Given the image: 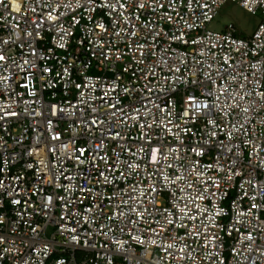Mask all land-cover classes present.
I'll return each instance as SVG.
<instances>
[{
  "label": "built area",
  "instance_id": "built-area-1",
  "mask_svg": "<svg viewBox=\"0 0 264 264\" xmlns=\"http://www.w3.org/2000/svg\"><path fill=\"white\" fill-rule=\"evenodd\" d=\"M0 57V264H264V0H0Z\"/></svg>",
  "mask_w": 264,
  "mask_h": 264
},
{
  "label": "rangeland",
  "instance_id": "rangeland-1",
  "mask_svg": "<svg viewBox=\"0 0 264 264\" xmlns=\"http://www.w3.org/2000/svg\"><path fill=\"white\" fill-rule=\"evenodd\" d=\"M261 21L259 14L255 15L235 2H227L224 4L218 12V15L209 24V29L220 31L228 23H234L239 31L248 35L251 34Z\"/></svg>",
  "mask_w": 264,
  "mask_h": 264
},
{
  "label": "snow or ice",
  "instance_id": "snow-or-ice-1",
  "mask_svg": "<svg viewBox=\"0 0 264 264\" xmlns=\"http://www.w3.org/2000/svg\"><path fill=\"white\" fill-rule=\"evenodd\" d=\"M0 59H3V57H0Z\"/></svg>",
  "mask_w": 264,
  "mask_h": 264
}]
</instances>
